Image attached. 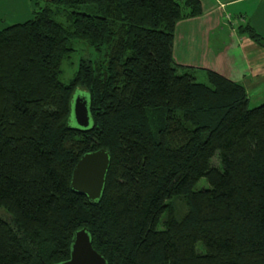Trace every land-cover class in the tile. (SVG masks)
Here are the masks:
<instances>
[{
  "label": "trees",
  "instance_id": "trees-1",
  "mask_svg": "<svg viewBox=\"0 0 264 264\" xmlns=\"http://www.w3.org/2000/svg\"><path fill=\"white\" fill-rule=\"evenodd\" d=\"M201 13L199 0H46L0 28V264L65 261L82 228L107 264H264V102L175 62L177 22ZM74 42L97 56L63 82ZM100 148L110 163L90 201L71 176Z\"/></svg>",
  "mask_w": 264,
  "mask_h": 264
},
{
  "label": "crops",
  "instance_id": "crops-1",
  "mask_svg": "<svg viewBox=\"0 0 264 264\" xmlns=\"http://www.w3.org/2000/svg\"><path fill=\"white\" fill-rule=\"evenodd\" d=\"M199 1L202 13L182 19L175 26V62L213 70L243 85L247 94L250 89L262 90L264 46L240 34L237 27L250 24L264 37V0Z\"/></svg>",
  "mask_w": 264,
  "mask_h": 264
},
{
  "label": "water",
  "instance_id": "water-1",
  "mask_svg": "<svg viewBox=\"0 0 264 264\" xmlns=\"http://www.w3.org/2000/svg\"><path fill=\"white\" fill-rule=\"evenodd\" d=\"M72 116L79 127L87 128L90 125L88 99L85 96L80 94L73 96ZM109 163V153L103 148L83 154L73 168L71 189L86 195L90 201L100 199ZM57 264L107 263L104 257L93 248L87 230L82 228L73 236L70 257Z\"/></svg>",
  "mask_w": 264,
  "mask_h": 264
},
{
  "label": "rangeland",
  "instance_id": "rangeland-1",
  "mask_svg": "<svg viewBox=\"0 0 264 264\" xmlns=\"http://www.w3.org/2000/svg\"><path fill=\"white\" fill-rule=\"evenodd\" d=\"M46 0H0V27L14 23L16 16H20L17 22L27 20L32 16L33 10L36 5H44ZM13 19L15 21H13ZM264 40V37H262ZM74 51L63 61L61 80L68 82L77 69L78 63L82 58H95L97 54L92 48L88 47L84 42H74ZM198 80L204 81L201 74H197ZM75 94H80L88 99V94L85 91L77 89ZM249 107H255L264 102V88L262 90L250 89L248 91ZM214 163L217 164L218 160L215 158ZM207 183L204 178H201L196 185V188L206 186ZM178 211H184L185 207L181 202H178ZM0 216L9 219L4 211L0 209Z\"/></svg>",
  "mask_w": 264,
  "mask_h": 264
}]
</instances>
